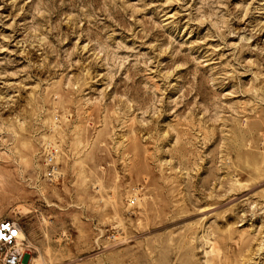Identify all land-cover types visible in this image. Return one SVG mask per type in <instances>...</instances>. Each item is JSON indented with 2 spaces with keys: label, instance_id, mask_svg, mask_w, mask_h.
Returning a JSON list of instances; mask_svg holds the SVG:
<instances>
[{
  "label": "rangeland",
  "instance_id": "374dc122",
  "mask_svg": "<svg viewBox=\"0 0 264 264\" xmlns=\"http://www.w3.org/2000/svg\"><path fill=\"white\" fill-rule=\"evenodd\" d=\"M4 219L22 264H264V0H0Z\"/></svg>",
  "mask_w": 264,
  "mask_h": 264
},
{
  "label": "built area",
  "instance_id": "2783aa9c",
  "mask_svg": "<svg viewBox=\"0 0 264 264\" xmlns=\"http://www.w3.org/2000/svg\"><path fill=\"white\" fill-rule=\"evenodd\" d=\"M52 159L49 157L50 161ZM21 231L22 227L17 221H0V264H22L24 251L20 245Z\"/></svg>",
  "mask_w": 264,
  "mask_h": 264
}]
</instances>
